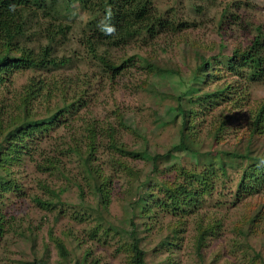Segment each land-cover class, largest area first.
<instances>
[{
    "label": "rangeland",
    "instance_id": "1",
    "mask_svg": "<svg viewBox=\"0 0 264 264\" xmlns=\"http://www.w3.org/2000/svg\"><path fill=\"white\" fill-rule=\"evenodd\" d=\"M152 2L156 14L168 12L185 21L188 26L181 37L139 39L125 48H100L98 53L119 64L155 51L158 60L171 64L180 74L151 76L139 64L131 76L105 73L83 42L88 15L78 3L56 0L51 7L55 22L44 11L25 14L31 23L11 55L19 56L21 51L36 55L52 46V57L67 64L53 71L19 70L0 95L9 92L13 102L14 92H22L24 85L30 87L32 79L45 80L50 85L42 84L41 94L30 97L37 120L64 110L73 101L81 103L69 126L56 128L58 134L51 133L38 144L41 151L12 168L25 192L4 200L11 225L0 242V264H31L37 259L45 264H131L132 223L137 226L146 264H264V174L260 179L254 173L244 178L246 170L253 171L254 163L240 156L248 150L253 118L264 107V85H247L243 80L235 83L231 76L223 75V81L232 84L231 97L244 99L239 101V121L233 119L234 109L225 98L231 92L222 98L189 103L193 86L189 78L200 63L192 44H201L200 50L206 48L207 57L245 50L259 28L264 34V0ZM228 4L229 12L237 17L235 23L223 26L226 19L222 12ZM52 20L64 25L65 34L50 44L41 28ZM217 86L201 85L197 95L213 93ZM181 107L197 111L198 123L186 131L193 150L169 155L181 141ZM91 139L94 152L89 148ZM76 146L81 153L74 151ZM115 146L122 148L124 155ZM254 149L255 154L264 151V133L255 135ZM89 151L94 153L93 174L83 162ZM130 152L162 155V159L155 169ZM229 153L238 158L227 156ZM217 155L223 160L212 165ZM211 165L216 174L213 187L198 199L196 208L179 203L178 212L167 213L154 206L151 218L139 214L150 188L155 195L153 203L164 196L163 190L159 191L162 187L168 190L178 180L182 182L181 169L201 172ZM247 177L256 184L254 188L248 186L251 179ZM101 184L109 190L107 205L101 203L96 191ZM38 197L55 202V208H42L35 203ZM134 201L138 204L133 211ZM199 225L211 229L201 252L195 242ZM54 239L64 243L66 257Z\"/></svg>",
    "mask_w": 264,
    "mask_h": 264
},
{
    "label": "trees",
    "instance_id": "2",
    "mask_svg": "<svg viewBox=\"0 0 264 264\" xmlns=\"http://www.w3.org/2000/svg\"><path fill=\"white\" fill-rule=\"evenodd\" d=\"M70 1L72 4L78 3L82 11L88 15V20L83 29V42L90 51L95 54L100 62V67L105 73H111L113 76L130 73L131 76L133 72L131 70L139 64L143 65L142 68L146 69L151 76L156 74L161 75L162 73L180 74L177 69L172 68L171 64H164L162 61L158 60V58L155 57L157 56L155 51L146 53V56L142 59H123L119 64L112 63L109 57L100 55L98 51L103 47L125 48L134 40L147 38L156 40L155 38L161 35L166 37L171 35L181 37L183 34L181 32L188 26L185 25V21H179L177 16L173 14L170 15L168 12L161 13L160 15L156 14L152 2L153 0ZM54 3H56V0H0V92L1 89L11 84L12 77L19 70L32 69L36 71H53L52 69L57 70L67 64L56 57H52V46L42 48L40 53H36V55L27 51H21L23 54L19 56L11 55L16 44L24 38L28 28L27 26L31 23V19L27 18L25 14L31 12L38 14V11H44V14H47L55 22L56 17L51 11V7ZM109 6H111L114 12L112 23L115 24L118 30L115 37L105 36L97 27L98 23L104 18L105 10ZM230 6L231 5L228 4L222 12L226 19V22L225 20L223 21V26L229 22L235 23L236 18L234 16L237 14L229 12ZM198 9L200 12L203 11V8L200 6H198L197 10ZM53 20L48 21V24L41 28L50 44L53 43L58 36H63L65 34L64 25H57ZM261 31V28H259L258 35L255 36L245 50L240 48L235 49L229 56H225L223 52H220L212 57H207L205 54L206 48L200 50L201 44H192L193 48L197 51L200 63L199 67H197L189 78L190 83L193 85L190 86V104L193 103V101L201 102L204 100V102H206L207 98H222V96H225V93L231 92L229 95L225 96V98L230 100L228 103L229 108L234 109L235 114L232 113L233 119L237 121L240 120L238 119V112L241 111L239 101L244 99L241 96L235 99L231 97L233 94V87L230 85L232 84L225 83L223 81V75L228 74L234 79L235 83L243 80L247 85H255L258 83L264 85V34H262ZM19 48L24 49L20 47V45ZM212 83L218 85L215 92L206 93L203 96L197 95L201 85H210ZM42 84L50 85L46 83L45 80L32 79L30 81V87L24 85L21 87L22 92H14L13 102L12 99L9 98V92L0 95V138H3V141L0 142V242L4 238L9 225H11L9 219H7L4 200H8L9 195L22 196L25 192V189L19 184L21 179L20 176H13L14 171H12V168L20 165L22 166L26 157L34 156L37 150L41 151L42 148L37 147L38 144L44 137L50 136L51 133L55 135L58 134L56 128L62 125H64V127L69 126L73 114L78 112L80 107L79 103H81V101H73L68 104L64 110H58L56 114L46 119H35V110L30 106V97L32 95L41 94ZM50 94L51 90H48L47 95L49 96ZM194 95L197 96L193 98ZM31 99L34 100L33 98ZM181 113L183 115L181 141L169 150V155L175 152L193 150L190 146V135H187L186 131H191L193 127L195 128L194 123H198L196 119L197 111L188 107L185 110L181 107ZM252 122L253 128L248 139V150L245 155L240 156L247 162L254 163L252 166L253 171L249 173L250 169H248V171L246 170L244 178L254 173L258 175L256 179H260V176L264 174V151L260 154H255L254 138L255 135L264 133V107L257 111ZM93 145V140L91 139L89 148L94 152L95 148ZM115 148L124 155V150L122 148L119 146H115ZM74 151L81 153L77 146L74 148ZM91 151L87 153L88 156L83 162L86 161V166L89 167L88 173L93 174L94 167L92 166V160L94 158V153ZM129 154L138 159L141 158L149 161L155 169L157 168L155 166L156 163L162 159V155L152 156L148 155L146 152H130ZM227 156L238 158L237 155L232 153L227 154ZM222 160L223 158L217 155L212 158L211 164H215ZM212 165L210 166L211 169L206 168L201 172L197 170L186 171L184 168L181 169L180 175H183L182 182L178 180L177 183L173 184L175 187H168V190L162 187L159 191L163 190L164 196L153 203L152 198H154L155 195L153 189L150 188V195H147L148 200L140 207L139 214L146 216V219L151 218L150 212L154 206L159 207L161 211L167 213L171 211L178 212L181 210L179 203L187 205L189 208H191V205H195L196 208L197 203L200 201L198 199L206 194L208 195L213 187L216 174ZM224 166L225 163L221 165L222 170H225ZM254 185L256 184L252 182L251 179L248 186L254 188ZM46 188L51 195L54 196V191L50 189L48 185ZM96 191L99 194L101 203L107 205L108 202H110V198L109 190L105 188V184L96 186ZM34 200L36 204L44 209L48 208L51 210L56 206L55 202L49 199L38 197ZM133 203L134 206L132 208L134 211L138 203L136 201ZM81 220H85L84 217H81ZM132 224L134 228L131 232V236L134 243L130 247V263L146 264V253L140 246L137 226L135 223ZM210 230L211 229L204 228L202 225L197 227L196 232H198V234L195 242L198 252H201L206 236L210 234ZM54 242L62 252V255L66 257L67 249L64 243L59 239H54ZM31 264L45 263L37 259L32 261Z\"/></svg>",
    "mask_w": 264,
    "mask_h": 264
},
{
    "label": "clouds",
    "instance_id": "3",
    "mask_svg": "<svg viewBox=\"0 0 264 264\" xmlns=\"http://www.w3.org/2000/svg\"><path fill=\"white\" fill-rule=\"evenodd\" d=\"M113 18H114V12H113L111 6H109L105 10L104 18L97 25L98 29L105 36L115 37L117 35L118 30H117V27L115 26V24L112 23Z\"/></svg>",
    "mask_w": 264,
    "mask_h": 264
}]
</instances>
